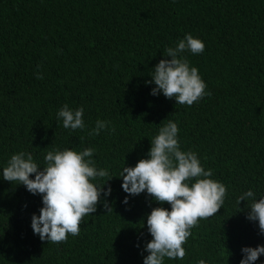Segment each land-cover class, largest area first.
Segmentation results:
<instances>
[{"label":"trees","instance_id":"obj_1","mask_svg":"<svg viewBox=\"0 0 264 264\" xmlns=\"http://www.w3.org/2000/svg\"><path fill=\"white\" fill-rule=\"evenodd\" d=\"M187 34L205 44L183 56L211 93L191 106L151 95L156 86L146 83ZM65 104L83 107V129L63 127ZM167 119L181 150L196 153L227 191L220 211L190 229L184 259L164 264H240L243 248L264 246L259 222L247 218L253 200L237 205L250 190L264 198V0H0V264H144L153 239L146 218L171 205L130 196L120 173L148 158ZM97 120L108 127L90 135ZM87 148L109 173L90 182L111 195L78 236L42 241L31 227L42 195L5 181L3 168L21 151L43 168L48 151Z\"/></svg>","mask_w":264,"mask_h":264},{"label":"clouds","instance_id":"obj_2","mask_svg":"<svg viewBox=\"0 0 264 264\" xmlns=\"http://www.w3.org/2000/svg\"><path fill=\"white\" fill-rule=\"evenodd\" d=\"M190 51L194 55L205 51V44L191 34L179 40L175 47H169L163 54L165 59L150 72L152 79L147 84H155L151 95L163 94L168 99H175L177 105L191 106L206 95V84L199 69L191 67L183 53ZM170 57L171 59H167ZM38 79H43L37 75ZM83 107L72 110L65 104L58 112L65 129H83L85 127ZM159 128L158 135L151 140L148 158L140 160L135 167H124L120 173L122 188L130 196L141 193L154 198L159 204L171 205V211L164 207L153 208L147 216V230L153 239L146 244L144 264H164V259H184L183 245L191 236L190 229L200 219L216 215L224 203L226 187L210 177L212 171L205 170L196 153L182 151L178 140L177 123L166 120ZM108 121L97 120L96 127L89 134L99 135L108 127ZM94 149L81 152L65 149L48 151L45 167L34 162L33 155L27 152L13 154L3 168V179L19 182L33 195L41 194L43 207L40 214H33L31 227L34 234L42 241L64 242L68 234L78 236L80 223L89 214L97 211L101 196H110L111 187L105 192V185L98 187L90 182L108 177L106 169H97L91 159ZM35 179H31V176ZM195 179L194 183H186ZM112 179H109L111 181ZM253 191H247L237 198V205L252 199L246 208L247 218L258 221L260 233L264 234V198L255 200ZM125 198L124 204H128ZM104 208L111 207L105 201ZM241 209V208H240ZM243 209H241L242 211ZM122 231V230H121ZM243 259L240 264H255L264 255V246L242 249ZM198 264H206L201 259Z\"/></svg>","mask_w":264,"mask_h":264}]
</instances>
